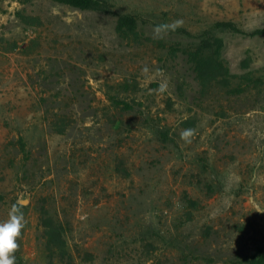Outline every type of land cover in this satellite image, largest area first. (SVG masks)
Masks as SVG:
<instances>
[{
	"label": "rangeland",
	"instance_id": "374dc122",
	"mask_svg": "<svg viewBox=\"0 0 264 264\" xmlns=\"http://www.w3.org/2000/svg\"><path fill=\"white\" fill-rule=\"evenodd\" d=\"M112 1L0 0V221L16 205L27 222L16 264H245L264 247V0ZM125 14L137 39L115 32ZM209 38L229 74L203 89L181 50ZM40 207L62 248H46Z\"/></svg>",
	"mask_w": 264,
	"mask_h": 264
},
{
	"label": "trees",
	"instance_id": "16d2710c",
	"mask_svg": "<svg viewBox=\"0 0 264 264\" xmlns=\"http://www.w3.org/2000/svg\"><path fill=\"white\" fill-rule=\"evenodd\" d=\"M20 3H28L31 0H16ZM53 3L65 5L79 11L110 13L115 8L112 0H50ZM218 26L231 32H239L234 24L230 22L218 23ZM137 19L129 14L119 15L115 22V32L123 40H133L139 37L137 33ZM251 35H264V28L256 29ZM223 42L219 38L202 39L198 46L193 49L181 50L192 64L197 80L203 89H207L210 84L219 77L229 74L228 68L221 60V50ZM247 83L249 81H246ZM40 223L44 228V235L48 243L46 248H50L51 240L59 241L63 247L62 228L52 219L46 217L47 212L40 207ZM245 264H264V247H259L250 256L245 258Z\"/></svg>",
	"mask_w": 264,
	"mask_h": 264
},
{
	"label": "clouds",
	"instance_id": "9594fccd",
	"mask_svg": "<svg viewBox=\"0 0 264 264\" xmlns=\"http://www.w3.org/2000/svg\"><path fill=\"white\" fill-rule=\"evenodd\" d=\"M179 21L174 26H178ZM167 27V26H161ZM190 130L182 133V137L188 135ZM26 220L23 212L16 205H13L8 212V217L0 221V264H16V253L20 249V239Z\"/></svg>",
	"mask_w": 264,
	"mask_h": 264
}]
</instances>
